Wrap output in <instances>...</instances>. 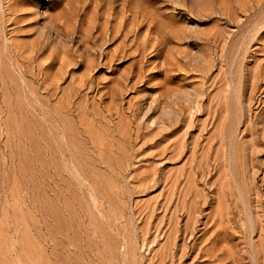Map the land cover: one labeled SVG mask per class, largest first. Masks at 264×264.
Returning a JSON list of instances; mask_svg holds the SVG:
<instances>
[{
    "label": "rangeland",
    "instance_id": "1",
    "mask_svg": "<svg viewBox=\"0 0 264 264\" xmlns=\"http://www.w3.org/2000/svg\"><path fill=\"white\" fill-rule=\"evenodd\" d=\"M0 264H264V0H0Z\"/></svg>",
    "mask_w": 264,
    "mask_h": 264
}]
</instances>
